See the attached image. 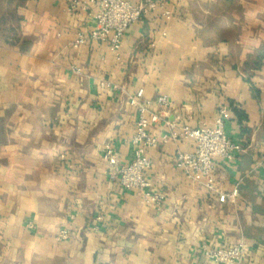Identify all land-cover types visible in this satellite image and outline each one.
<instances>
[{
	"label": "crops",
	"instance_id": "crops-1",
	"mask_svg": "<svg viewBox=\"0 0 264 264\" xmlns=\"http://www.w3.org/2000/svg\"><path fill=\"white\" fill-rule=\"evenodd\" d=\"M10 11L0 30V264H214L203 245L240 242L241 264H264V59L252 63L264 52V0H168L128 30L121 63L107 44L74 49L95 22L67 0H15ZM139 90L171 102L154 107L150 133L169 140L149 151L145 175L161 208L121 188L104 159L111 144L119 166L131 163ZM224 108L244 151L215 160L217 189L238 191L221 204L176 168L194 143L171 136L213 127Z\"/></svg>",
	"mask_w": 264,
	"mask_h": 264
},
{
	"label": "built area",
	"instance_id": "built-area-1",
	"mask_svg": "<svg viewBox=\"0 0 264 264\" xmlns=\"http://www.w3.org/2000/svg\"><path fill=\"white\" fill-rule=\"evenodd\" d=\"M69 10L72 13L83 12L89 15L95 22L94 27L86 34L83 31L77 33L74 49H78L87 41L107 44L115 60L122 61L121 51L123 40L128 30L138 23L143 17L164 8L168 0H141L138 5H133L127 0H67ZM167 20H171L173 13L165 10L163 13ZM75 75H81L82 70L72 67ZM104 87H110L109 83H103ZM136 107V129L132 138L134 147L133 158L129 165L119 166V157L111 144L103 147L104 159L107 161L112 177H119L121 188L133 191L142 196L148 205L161 208L165 201L163 194H154L150 191V184L146 179V173L152 166L149 151L157 149L162 142H167L169 137L161 139L150 133V129L161 121V117L155 112V105L161 109H167L171 102L166 96H161L157 101L146 99L144 91L139 90L133 99ZM228 118V110L221 109L213 127L203 126L198 129L183 127L171 138L177 141H192L194 150L191 152L179 151L176 156V168L186 178L204 186L215 193L218 202L226 203L237 198L238 191L230 193L221 192L215 186V160L233 161L237 154L244 148L233 142L225 132V120ZM102 218H97L101 222ZM71 237L69 230H62L57 236L60 242L67 241ZM205 259L214 264H241L244 259L245 246L242 242L227 249H211L207 245L202 246Z\"/></svg>",
	"mask_w": 264,
	"mask_h": 264
},
{
	"label": "trees",
	"instance_id": "trees-1",
	"mask_svg": "<svg viewBox=\"0 0 264 264\" xmlns=\"http://www.w3.org/2000/svg\"><path fill=\"white\" fill-rule=\"evenodd\" d=\"M15 0H0V30H6L10 23H13L16 19L14 12L10 11V5L14 3ZM264 59V52L256 55V59L252 62L253 67L258 69L262 65ZM234 112L241 123L246 119L245 115L234 109Z\"/></svg>",
	"mask_w": 264,
	"mask_h": 264
}]
</instances>
